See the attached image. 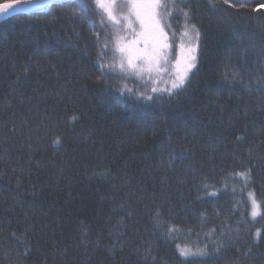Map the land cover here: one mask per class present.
<instances>
[{"label":"trees","instance_id":"1","mask_svg":"<svg viewBox=\"0 0 264 264\" xmlns=\"http://www.w3.org/2000/svg\"><path fill=\"white\" fill-rule=\"evenodd\" d=\"M232 2L169 3L203 47L155 92L96 0L0 22V264H264V0Z\"/></svg>","mask_w":264,"mask_h":264},{"label":"snow or ice","instance_id":"2","mask_svg":"<svg viewBox=\"0 0 264 264\" xmlns=\"http://www.w3.org/2000/svg\"><path fill=\"white\" fill-rule=\"evenodd\" d=\"M36 2H43V0H8L6 3H0V16L26 11V5ZM223 3L237 11L245 7L243 3L238 5L232 0H223ZM96 4L111 21L117 25L121 24V18H118L117 0H96ZM171 6L175 7V0H171ZM126 7L127 14L119 15L122 16L123 24L131 36L120 51L127 53L128 66L135 69L138 63L142 64L149 72H155L157 76L171 72L174 77L171 81V89L183 88L189 75L198 68L203 47L199 29L195 25H185V31L178 38L179 43H177L169 35L168 25L163 19L165 14L171 15L166 0H126ZM262 10H264V3L257 4L253 9L256 12ZM183 15L188 14L183 13ZM134 25L138 26V31ZM152 91L155 92L157 89L153 88ZM147 99L151 100V97ZM236 175L245 181L250 178L248 170L238 172ZM2 178L3 176H0V179ZM256 207L254 203L253 216L257 215ZM188 254L187 251L181 250V255Z\"/></svg>","mask_w":264,"mask_h":264},{"label":"rangeland","instance_id":"3","mask_svg":"<svg viewBox=\"0 0 264 264\" xmlns=\"http://www.w3.org/2000/svg\"><path fill=\"white\" fill-rule=\"evenodd\" d=\"M166 2L169 4L171 0H166ZM117 12L118 14H127V7H126V0H117ZM120 17H122L120 15ZM164 21L168 25V31L169 35L174 34L172 32L171 24L168 19V15L165 14L163 17ZM134 27L138 29L137 25H134ZM116 33V39L114 41V47L115 50H118V53L121 55L115 62L117 68L121 70L122 73L128 75L129 77L137 80V81H145L149 80V83H151L152 89L156 88L157 91L163 90L164 88L159 87L160 83L163 82V86H165V83L170 87L171 89V81L174 79L171 72L162 74L160 76H157L155 72H149L147 68L142 64H137V67L135 69L130 68L127 64V53H122L120 51V48L125 46L131 36V33L126 29V27L123 24V20L121 24L119 25V29H116L113 27ZM191 35V34H190ZM181 35L176 36V42L179 43L178 38ZM185 42H187V38H185ZM171 58V57H170ZM123 64V67L121 65ZM159 83V85H158ZM151 89V90H152ZM256 205V204H255ZM253 210H254V203H253ZM255 211L258 212V207L255 208ZM257 216V215H256ZM183 250V249H182ZM191 255H194V252H188Z\"/></svg>","mask_w":264,"mask_h":264},{"label":"water","instance_id":"4","mask_svg":"<svg viewBox=\"0 0 264 264\" xmlns=\"http://www.w3.org/2000/svg\"><path fill=\"white\" fill-rule=\"evenodd\" d=\"M64 1H70V0H43V2H36L31 5H26L25 6V8L27 9L26 11H19L17 13H13L8 16H0V22L5 21L6 19L10 17L19 15V14H26V15L38 14V13L45 11L46 9H48V7L52 5L59 4Z\"/></svg>","mask_w":264,"mask_h":264}]
</instances>
